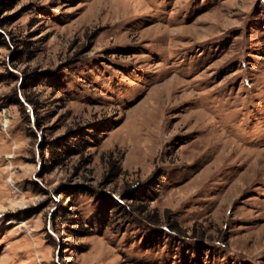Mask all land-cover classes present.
I'll return each instance as SVG.
<instances>
[{"label":"rangeland","instance_id":"374dc122","mask_svg":"<svg viewBox=\"0 0 264 264\" xmlns=\"http://www.w3.org/2000/svg\"><path fill=\"white\" fill-rule=\"evenodd\" d=\"M0 264H264V0H0Z\"/></svg>","mask_w":264,"mask_h":264},{"label":"trees","instance_id":"16d2710c","mask_svg":"<svg viewBox=\"0 0 264 264\" xmlns=\"http://www.w3.org/2000/svg\"><path fill=\"white\" fill-rule=\"evenodd\" d=\"M18 100H20V99H18Z\"/></svg>","mask_w":264,"mask_h":264}]
</instances>
